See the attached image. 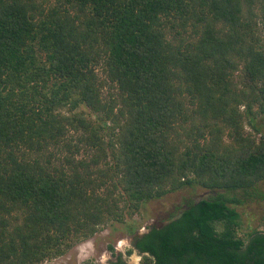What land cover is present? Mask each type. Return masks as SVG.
Listing matches in <instances>:
<instances>
[{
    "label": "trees",
    "instance_id": "1",
    "mask_svg": "<svg viewBox=\"0 0 264 264\" xmlns=\"http://www.w3.org/2000/svg\"><path fill=\"white\" fill-rule=\"evenodd\" d=\"M262 116L264 0H0V264L61 257L187 188L211 194L128 224L127 256L264 264L236 197L264 182Z\"/></svg>",
    "mask_w": 264,
    "mask_h": 264
},
{
    "label": "rangeland",
    "instance_id": "2",
    "mask_svg": "<svg viewBox=\"0 0 264 264\" xmlns=\"http://www.w3.org/2000/svg\"><path fill=\"white\" fill-rule=\"evenodd\" d=\"M240 110H243V107ZM256 123L261 126L262 134H264V116L259 117ZM244 130L246 133L252 132L250 127L246 125ZM255 136L257 139L260 137V135ZM83 157L85 156L79 155L76 159L79 160ZM210 194L209 191L201 188H187L170 194L161 200L148 202L142 206L140 215L135 216L132 221L104 225L93 237L77 243L63 256L45 261L42 264H109L118 254H122L131 264H139L140 256L136 252H132L128 256L126 253L131 248L132 242L128 224L134 226L132 228H136L135 234H143L150 227H161L173 208L184 199L199 200L209 197ZM236 197L242 203L239 212L244 228L251 227L252 229L264 230V219L262 218L264 200L261 199L264 197V182L250 190L248 194L240 193ZM110 247L113 248L114 255H112Z\"/></svg>",
    "mask_w": 264,
    "mask_h": 264
},
{
    "label": "flooded vegetation",
    "instance_id": "3",
    "mask_svg": "<svg viewBox=\"0 0 264 264\" xmlns=\"http://www.w3.org/2000/svg\"><path fill=\"white\" fill-rule=\"evenodd\" d=\"M136 252L139 256H140V259H141V255L137 252V251H134ZM119 255V254H118ZM118 255H115L114 256V259L109 263V264H114L117 262V259H118ZM121 257H122V260L126 263V264H131L127 258H125L122 254H120Z\"/></svg>",
    "mask_w": 264,
    "mask_h": 264
}]
</instances>
